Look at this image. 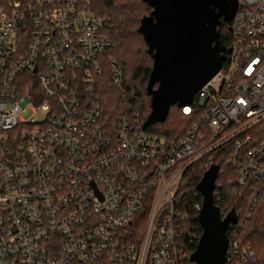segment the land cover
<instances>
[{
  "label": "built area",
  "instance_id": "2783aa9c",
  "mask_svg": "<svg viewBox=\"0 0 264 264\" xmlns=\"http://www.w3.org/2000/svg\"><path fill=\"white\" fill-rule=\"evenodd\" d=\"M106 26L81 0H0V264H190L179 201L201 162L223 147L251 205L264 185L247 133L264 119V0H237L229 52L174 141L138 111L106 120L98 85L122 81ZM234 212L224 264H253Z\"/></svg>",
  "mask_w": 264,
  "mask_h": 264
},
{
  "label": "water",
  "instance_id": "95a60500",
  "mask_svg": "<svg viewBox=\"0 0 264 264\" xmlns=\"http://www.w3.org/2000/svg\"><path fill=\"white\" fill-rule=\"evenodd\" d=\"M151 11L138 32L152 58L146 93L150 112L141 123L146 129L166 120L169 108L191 104L194 95L221 68L229 49L219 39L218 26L230 24L237 0H143ZM219 166L210 165L196 184L202 200L197 220L201 234L188 259L193 264H224L226 231L237 222L233 210L221 218L213 191Z\"/></svg>",
  "mask_w": 264,
  "mask_h": 264
},
{
  "label": "trees",
  "instance_id": "16d2710c",
  "mask_svg": "<svg viewBox=\"0 0 264 264\" xmlns=\"http://www.w3.org/2000/svg\"><path fill=\"white\" fill-rule=\"evenodd\" d=\"M85 8L106 18V34L112 42L109 54L116 58L122 70L120 86H114L109 77L102 79L98 85L103 103V113L106 120L116 121L118 117L135 111L139 112V119L143 122L150 112V97L146 93L148 75L152 66V58L147 51V44L138 32V26L143 16L150 13L151 8L143 0H81ZM219 39L226 48L230 44V30L225 23L218 27ZM227 55V53H226ZM190 114H185L182 108L172 105L169 108L167 118L162 123L149 125L147 130H154L163 134L169 141H174L186 131L197 119L198 112L194 103ZM247 133L251 140L250 146L263 145L260 160L264 163V119L252 126ZM223 147L213 150L201 167L197 169L194 180L184 187L180 195V212L183 218L182 227L185 230L181 243L190 253L201 234V228L197 220V214L201 205L202 196L196 190V184L204 171L212 164H217L223 174H218L215 181L216 189H219L221 206L225 204L228 210L239 211V221L234 226L237 239L240 243L249 245L254 253L253 264H264V185L257 195L253 205L248 203V188L240 187L234 183V175H226L229 167L221 150ZM225 149V148H224ZM237 186L238 195H232L233 187ZM194 232L192 241L188 236ZM230 238L229 232H226ZM190 262V261H189ZM190 264H193L190 262Z\"/></svg>",
  "mask_w": 264,
  "mask_h": 264
},
{
  "label": "flooded vegetation",
  "instance_id": "af4514ba",
  "mask_svg": "<svg viewBox=\"0 0 264 264\" xmlns=\"http://www.w3.org/2000/svg\"><path fill=\"white\" fill-rule=\"evenodd\" d=\"M222 23H225L227 26H229V24H228V23H226V22H222Z\"/></svg>",
  "mask_w": 264,
  "mask_h": 264
}]
</instances>
